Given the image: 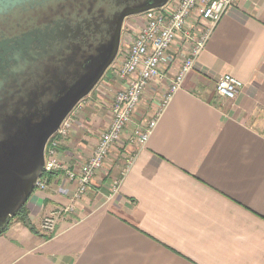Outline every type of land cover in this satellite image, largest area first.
<instances>
[{
  "label": "crops",
  "instance_id": "0c3cea01",
  "mask_svg": "<svg viewBox=\"0 0 264 264\" xmlns=\"http://www.w3.org/2000/svg\"><path fill=\"white\" fill-rule=\"evenodd\" d=\"M106 75L100 86L122 87ZM224 75L242 83L234 100L216 94ZM171 77L150 83L108 172L96 174L51 235L40 222L72 203L75 183L60 172L45 190L34 188L25 204L33 231L11 220L0 235V264H264V0H240L225 12L160 110ZM105 93L94 90L72 113L77 124L59 145L70 170L108 127ZM158 111L145 146L131 142L130 132Z\"/></svg>",
  "mask_w": 264,
  "mask_h": 264
},
{
  "label": "water",
  "instance_id": "95a60500",
  "mask_svg": "<svg viewBox=\"0 0 264 264\" xmlns=\"http://www.w3.org/2000/svg\"><path fill=\"white\" fill-rule=\"evenodd\" d=\"M168 1L0 0V232L34 191L48 140L117 58L125 19Z\"/></svg>",
  "mask_w": 264,
  "mask_h": 264
},
{
  "label": "built area",
  "instance_id": "2783aa9c",
  "mask_svg": "<svg viewBox=\"0 0 264 264\" xmlns=\"http://www.w3.org/2000/svg\"><path fill=\"white\" fill-rule=\"evenodd\" d=\"M239 2L240 0H169L164 6L141 14L139 30L125 37L122 51L119 49L117 58L108 69L113 78L122 83V87L113 90L108 85L100 86V82L95 88L96 91L103 90L109 95V123L91 156L74 170H70L59 157L61 138L67 136L77 124L72 117L74 111L47 142L42 173L35 187L45 190L48 176L64 172L67 180L75 183V192L71 196L70 205L60 207L42 219L40 228L44 233L53 234L57 221L74 212V202L87 193L96 174L108 172L110 153L132 123L143 93L150 83L162 81L172 74L160 103L162 110L193 70L198 56L222 16ZM122 35L123 32L121 37ZM241 88L242 83L230 75L221 76L216 82V94L227 100H234ZM159 115L160 111L137 125L129 134L130 141L137 146H145ZM132 162L133 158L129 157L126 170ZM61 191L66 193L64 189Z\"/></svg>",
  "mask_w": 264,
  "mask_h": 264
},
{
  "label": "rangeland",
  "instance_id": "374dc122",
  "mask_svg": "<svg viewBox=\"0 0 264 264\" xmlns=\"http://www.w3.org/2000/svg\"><path fill=\"white\" fill-rule=\"evenodd\" d=\"M141 16L142 15H136V16H134V17H131L130 19H128V20H126L125 22H124V26H123V28H122V32H123V35H122V37H121V44H120V50L122 49V46H123V44H122V42L124 41V39H125V37L126 36H129V34H134L136 31H138L139 30V26L141 25ZM119 50V51H120ZM122 51V50H121ZM106 77H109V75L107 74L106 76H105V81L106 82H108V83H110V84H112V81L113 80H109V79H106ZM93 94V93H92ZM95 96H98L96 93L94 94ZM105 96L106 98H109V96H108V94L107 93H105V94H99V96ZM97 97H93V95L91 96V99H90V101H92L93 102V100H100L99 98H97ZM110 100V99H109ZM25 154H26V152H25V150H22Z\"/></svg>",
  "mask_w": 264,
  "mask_h": 264
},
{
  "label": "trees",
  "instance_id": "16d2710c",
  "mask_svg": "<svg viewBox=\"0 0 264 264\" xmlns=\"http://www.w3.org/2000/svg\"><path fill=\"white\" fill-rule=\"evenodd\" d=\"M13 219H16L17 221H20L21 223H23L25 226H27L31 231H33V227L30 225V223L28 222V218H27V211H26V205L24 204L16 213V215L11 218L7 224L3 227V229L0 232V235L4 233V231L6 230L9 222Z\"/></svg>",
  "mask_w": 264,
  "mask_h": 264
},
{
  "label": "flooded vegetation",
  "instance_id": "af4514ba",
  "mask_svg": "<svg viewBox=\"0 0 264 264\" xmlns=\"http://www.w3.org/2000/svg\"><path fill=\"white\" fill-rule=\"evenodd\" d=\"M130 18H131V17L125 19V21L128 20V19H130ZM125 21H124V22H125ZM124 22H123L122 28H123V26H124ZM121 33H122V30H121ZM46 146H47V145H46ZM45 151H46V147H45ZM44 156H45V152H44Z\"/></svg>",
  "mask_w": 264,
  "mask_h": 264
}]
</instances>
